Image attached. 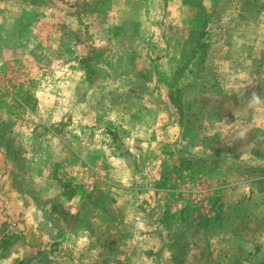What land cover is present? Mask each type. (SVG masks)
Segmentation results:
<instances>
[{"label":"crops","instance_id":"0c3cea01","mask_svg":"<svg viewBox=\"0 0 264 264\" xmlns=\"http://www.w3.org/2000/svg\"><path fill=\"white\" fill-rule=\"evenodd\" d=\"M56 2L0 0V70L16 89L0 97V264H169L174 240L149 214L164 192L156 185L165 182L170 166L165 151L179 167L185 158L206 157L195 153L209 146L211 160L210 138L180 137L203 115V130L221 131L226 146L244 138L240 165L247 170V134L264 135V93L251 109L242 102L249 96L250 68L264 53V0L251 60L239 43L220 55L211 44L204 64L193 59L187 74L184 54L196 31L189 26L200 20L203 0H68L63 31ZM174 32L182 37L172 44ZM211 32L208 21L202 35ZM66 34L68 42L56 48L57 35L61 42ZM58 49L68 59L47 55ZM186 79L208 84L188 89ZM157 85L160 90H150ZM186 113L194 116L189 122ZM259 154L255 164L264 171ZM235 177L248 195L255 180Z\"/></svg>","mask_w":264,"mask_h":264},{"label":"rangeland","instance_id":"374dc122","mask_svg":"<svg viewBox=\"0 0 264 264\" xmlns=\"http://www.w3.org/2000/svg\"><path fill=\"white\" fill-rule=\"evenodd\" d=\"M66 1L57 0L54 4L57 9V22L62 31L64 27L68 30V2ZM262 1L242 0V3H239L241 0H217V2L203 0L200 20L189 26V29L196 31L194 36L189 37L190 45L184 54L185 74L189 70H193V67H191L192 70L189 68V66H193V59H197V63L200 65L204 64V59L208 56V46L211 44L217 47L220 55L225 47L238 48L236 44L239 43V46L244 47V55L246 54V57L251 60L252 56L256 55L253 54L252 47H257L254 45L260 22L257 20L260 19V13H257L262 10L259 7V4L262 5L260 3ZM188 2L197 3V0H188ZM209 12H213L211 20L207 15ZM208 21L212 32L208 37H205L202 32ZM228 22L230 29L228 33L224 34L222 30ZM57 37L56 48L61 47L62 43L68 42L66 41L68 40L67 34L66 39L63 38L61 42H59L60 35ZM181 37L179 33H172L170 43H178ZM63 50L58 49L57 54L47 53V55L55 59L64 56L63 59H65L68 57V52L65 53ZM33 51L35 52L36 48ZM2 54L5 52L0 41V57ZM16 54L17 52H14L9 55L16 57L18 56ZM258 56L260 59H258L256 67L250 68V78H252L248 87L250 97L242 100L243 103L248 102L250 109L260 105V101H263L258 98V94L264 93L262 91L264 90V53H258ZM168 67L169 71H166L165 74L171 70V66L168 65ZM202 72L203 69L200 68L201 78L205 77ZM8 75V72L0 70V97L1 94L16 91L11 87L10 82L6 81ZM158 76L160 77V74ZM176 78L177 75L170 78L167 86L169 91L175 90ZM196 84L198 87H204L207 86L205 84H208V81L193 82L191 79H186L185 88H195ZM25 88L26 92H30L27 85ZM138 90L140 89L138 88ZM150 90H160V87L152 86ZM161 90L165 91L166 88L161 86ZM137 92V90L133 91L135 96ZM238 101L236 104L239 103ZM24 103L26 109L30 110L33 99L27 95L24 97ZM190 117L194 116L186 113L184 119L187 121ZM206 119L207 116H199L197 127L193 131L185 130L180 134V137L189 138L190 136L201 140L210 138L213 144L212 159H208L210 157L208 146L204 152L195 153L197 156L206 157L196 160L185 158L186 161L178 167L174 166L175 162L173 161H176L174 154L165 151L171 161L170 166L165 169L167 176L166 179L164 178L165 182L156 185L157 189H163L164 192L158 198L157 205L159 206L154 210H149V214L152 216V220H158L164 226L160 227V233L166 234L174 240L171 244L172 258L169 260V264H264V171L256 165L260 163L256 161V158H261L260 150L264 155V147L259 145L261 144L260 140L264 141V135L256 131L247 134L251 145L247 149V157L243 156L244 160L246 158L249 161V168L245 170L246 167L240 165V152H246L240 151V145L244 138L241 141V137L237 136L235 140L229 142L231 145L226 146L225 136L219 135V133L222 135L221 131L203 130L202 125ZM190 121L192 122V120ZM63 125L64 123L61 124L62 127ZM191 127H193V123L191 126H186V128ZM58 135L63 136L60 132ZM120 138L122 139V134H117L116 139L120 140ZM11 149L13 154H17V156L20 154L18 149ZM158 149L157 144L153 147L152 152L156 153ZM184 149L187 150V148ZM187 154L192 155V151H186ZM226 156H229V160L227 159L225 162ZM22 167L23 170L29 168L26 164L25 166L23 164ZM234 174L237 176L245 174L248 176L247 180H255L251 182L252 191L248 195L244 193L242 195V191L237 185L240 180ZM256 177L258 179H255ZM1 235L2 232H0ZM4 245L6 244L4 243ZM1 248L0 250H2Z\"/></svg>","mask_w":264,"mask_h":264}]
</instances>
